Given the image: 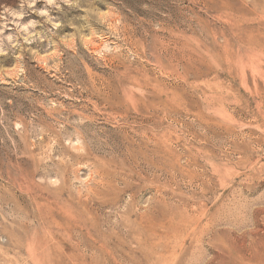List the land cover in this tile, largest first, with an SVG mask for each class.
Instances as JSON below:
<instances>
[{"label":"rangeland","instance_id":"374dc122","mask_svg":"<svg viewBox=\"0 0 264 264\" xmlns=\"http://www.w3.org/2000/svg\"><path fill=\"white\" fill-rule=\"evenodd\" d=\"M0 264H264V0H0Z\"/></svg>","mask_w":264,"mask_h":264}]
</instances>
